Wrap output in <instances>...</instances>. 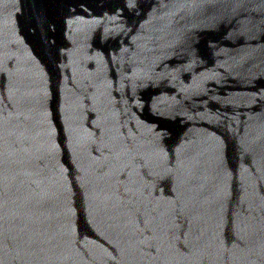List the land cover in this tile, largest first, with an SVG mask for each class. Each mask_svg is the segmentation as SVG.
Returning a JSON list of instances; mask_svg holds the SVG:
<instances>
[{
  "label": "water",
  "instance_id": "1",
  "mask_svg": "<svg viewBox=\"0 0 264 264\" xmlns=\"http://www.w3.org/2000/svg\"><path fill=\"white\" fill-rule=\"evenodd\" d=\"M0 264H264V0H0Z\"/></svg>",
  "mask_w": 264,
  "mask_h": 264
}]
</instances>
